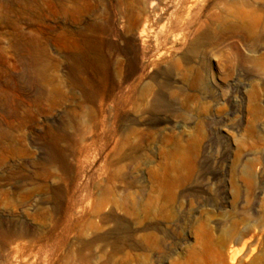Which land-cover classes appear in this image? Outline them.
<instances>
[{"label": "rangeland", "instance_id": "rangeland-1", "mask_svg": "<svg viewBox=\"0 0 264 264\" xmlns=\"http://www.w3.org/2000/svg\"><path fill=\"white\" fill-rule=\"evenodd\" d=\"M31 1L0 0V264H264V0H189L193 52L166 11L145 44L116 22L150 0H95L114 28L77 63Z\"/></svg>", "mask_w": 264, "mask_h": 264}, {"label": "bare ground", "instance_id": "bare-ground-1", "mask_svg": "<svg viewBox=\"0 0 264 264\" xmlns=\"http://www.w3.org/2000/svg\"><path fill=\"white\" fill-rule=\"evenodd\" d=\"M150 1L151 3L148 4V7L152 9L149 10V14L142 15L141 11L134 10L133 12L130 11L131 13L129 14V16L126 15L127 17H125L124 14L121 13L116 17V22H118L120 27H122L124 25V19H125L124 28L131 31L132 37L134 39H140L142 44H145L147 40L146 38L149 36V33L151 32L153 21L156 18L160 17V14L166 11L168 16L166 17V21H167L166 30L167 31L172 29H180L181 31L185 30L180 33L182 38V42L180 43L181 47L186 46V49L188 51L193 52L198 48L203 47L206 44L207 38L211 33L210 29L200 19L199 10H197L194 13L191 12L192 5L189 3V0H162L164 6L161 7L156 6L155 0H150ZM71 2L70 5H64L62 3H56L52 0H46L45 7H47L49 11L52 12H55L60 9L62 12H65L67 14L68 13L72 14L74 21L78 25L74 29V34L76 36L75 46L77 48V54L74 56V62L77 63L80 62L82 58H84V55L87 54L86 53L87 51L91 52L92 50H95L98 47V44L96 42L97 35H100L105 31L114 28L115 22H111L112 20H110V17L106 15H102L101 12H99L96 16V18L100 17V19H94V20L85 19L86 13L88 14L96 11L97 5L95 0H75ZM173 4L178 5L180 10L168 12L167 9L165 8L166 7L168 8ZM29 7L31 12L33 13L34 8H37L38 5L36 6V2L32 0ZM183 9L186 12L185 14L186 17L184 18L182 17ZM113 21L115 20L113 19ZM81 22L85 23L83 27L79 26ZM189 34L193 35V37L187 41V35ZM148 48L149 47H145V46L142 47V51L144 55ZM88 60L89 63L91 64H95L97 62L94 56H91Z\"/></svg>", "mask_w": 264, "mask_h": 264}]
</instances>
